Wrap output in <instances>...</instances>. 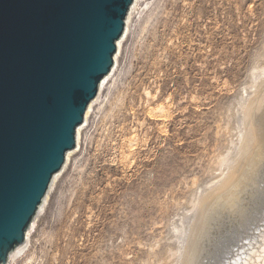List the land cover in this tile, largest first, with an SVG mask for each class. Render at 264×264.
Wrapping results in <instances>:
<instances>
[{"label": "rangeland", "instance_id": "374dc122", "mask_svg": "<svg viewBox=\"0 0 264 264\" xmlns=\"http://www.w3.org/2000/svg\"><path fill=\"white\" fill-rule=\"evenodd\" d=\"M259 64L264 0H156L24 264H171L170 223L219 180L231 101Z\"/></svg>", "mask_w": 264, "mask_h": 264}, {"label": "water", "instance_id": "95a60500", "mask_svg": "<svg viewBox=\"0 0 264 264\" xmlns=\"http://www.w3.org/2000/svg\"><path fill=\"white\" fill-rule=\"evenodd\" d=\"M155 2L0 0V264H24Z\"/></svg>", "mask_w": 264, "mask_h": 264}, {"label": "bare ground", "instance_id": "6f19581e", "mask_svg": "<svg viewBox=\"0 0 264 264\" xmlns=\"http://www.w3.org/2000/svg\"><path fill=\"white\" fill-rule=\"evenodd\" d=\"M247 78L226 114L229 139L216 157L218 182L205 184L204 193L197 187L186 210L190 216H180L178 223L173 218L168 227L173 240L171 264H208L200 262L205 245L214 248L208 258L214 263L209 264H264V64L250 67ZM249 194L253 200L256 195L263 199L258 206L256 200L252 205L256 207L248 211L244 202ZM226 221L231 228L221 233L225 238L210 242V233L216 227L223 229ZM253 241L256 244L252 245ZM251 245L252 249L244 252Z\"/></svg>", "mask_w": 264, "mask_h": 264}]
</instances>
